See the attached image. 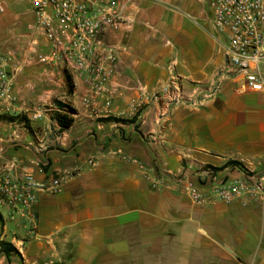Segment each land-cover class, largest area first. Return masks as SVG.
Wrapping results in <instances>:
<instances>
[{"label": "crops", "instance_id": "1", "mask_svg": "<svg viewBox=\"0 0 264 264\" xmlns=\"http://www.w3.org/2000/svg\"><path fill=\"white\" fill-rule=\"evenodd\" d=\"M123 14L128 25L105 35L119 48L108 109L102 100L82 105L84 82L70 65L35 59L48 52L42 36L15 41L8 53L21 59L0 64L16 96L0 115L27 120H0V172L39 182L62 176L59 193H37L34 224L0 207V241L19 252L0 253V264H264V198L198 205L184 191L186 183L207 191L213 178L264 174V89L237 93L226 80L200 106H175L157 133L164 83L209 82L227 37L214 30L207 0H130ZM9 21L0 16V32ZM60 104L74 110L67 129L52 119ZM37 107L45 113L31 120ZM164 245L176 252L145 254Z\"/></svg>", "mask_w": 264, "mask_h": 264}, {"label": "built area", "instance_id": "2", "mask_svg": "<svg viewBox=\"0 0 264 264\" xmlns=\"http://www.w3.org/2000/svg\"><path fill=\"white\" fill-rule=\"evenodd\" d=\"M130 0H27L34 22L29 27L47 44L48 52H35L42 64L60 66L68 64L83 80L84 92L80 101L84 107H94L99 100L108 109L113 99L111 79L119 60V48L107 42V32H115L128 21L123 10ZM211 22L215 31L227 37L224 64L213 78L205 83L185 89L182 80L171 77L155 96L156 132L172 109L180 104L200 106L215 97L224 81L234 84L237 93L264 89V74L260 69L264 61V0H207ZM9 7L8 0H0V16ZM9 59V58H8ZM5 61L0 54V64ZM16 102L13 82L0 71V104L4 112ZM142 102L133 106L136 109ZM45 113L40 107L32 110L30 119L37 120ZM89 164L93 162L88 161ZM67 175V172H64ZM62 176L39 182L31 174L18 177L10 170L0 172V207L7 217H28L34 224L33 207L37 193L61 191ZM191 201L206 205L215 201L226 204L236 200L264 198V174L244 172L240 178L226 180L213 178L207 191L192 183L184 185Z\"/></svg>", "mask_w": 264, "mask_h": 264}, {"label": "rangeland", "instance_id": "3", "mask_svg": "<svg viewBox=\"0 0 264 264\" xmlns=\"http://www.w3.org/2000/svg\"><path fill=\"white\" fill-rule=\"evenodd\" d=\"M9 7L6 11L7 18L10 19L9 25L5 26L3 29V32H0V49L3 50L2 54H0L4 57L5 61L8 62V58H11V60H19L21 59L19 56L21 55L19 51H15L12 53L14 56V59H12V55H10L8 52L13 51L11 47H13V44L15 41H18L20 43L19 45H27L29 41H33L36 39L38 42L40 39L39 35L35 33L34 30H32L29 26L33 24L34 19L29 11V6L27 0H8ZM2 29V28H1ZM28 46V45H27ZM20 48L18 47V50ZM9 50V51H8ZM34 55L33 53H31ZM35 56V55H34ZM10 60V61H11ZM27 123V121H25ZM136 252V250H134ZM139 253L141 250L139 249ZM160 252L161 254H168L169 252H176L174 246H156L154 251H145L146 255H151L153 253ZM97 264H108L105 261H98ZM164 262L161 261L160 264H163ZM129 264H158V262L146 260L144 263L139 262H129Z\"/></svg>", "mask_w": 264, "mask_h": 264}, {"label": "trees", "instance_id": "4", "mask_svg": "<svg viewBox=\"0 0 264 264\" xmlns=\"http://www.w3.org/2000/svg\"><path fill=\"white\" fill-rule=\"evenodd\" d=\"M65 78H66L68 90L71 91L72 85H71L70 76L66 74ZM73 113H74V110L71 107H69L66 104H60V108L58 109V111L53 113L52 119L56 122V124L60 127V129H67L70 127V125L73 122V119L71 116ZM0 120L27 121L25 117H18V116L12 117L8 115H0ZM224 166L225 167H228V166L237 167L243 171V167L241 166V164L236 161H227ZM0 253L5 255L6 257H9L12 254L19 256V252L10 242H6L2 240L0 241Z\"/></svg>", "mask_w": 264, "mask_h": 264}]
</instances>
